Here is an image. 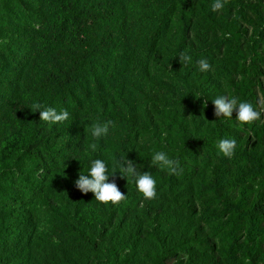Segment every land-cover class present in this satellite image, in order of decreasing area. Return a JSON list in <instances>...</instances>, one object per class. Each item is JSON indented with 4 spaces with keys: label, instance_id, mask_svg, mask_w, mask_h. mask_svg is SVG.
I'll use <instances>...</instances> for the list:
<instances>
[{
    "label": "trees",
    "instance_id": "16d2710c",
    "mask_svg": "<svg viewBox=\"0 0 264 264\" xmlns=\"http://www.w3.org/2000/svg\"><path fill=\"white\" fill-rule=\"evenodd\" d=\"M213 2L0 0V264H264V115L241 127L212 103L264 112V0ZM35 104L69 118L40 121ZM125 157L154 200L121 175ZM96 159L118 205L75 186Z\"/></svg>",
    "mask_w": 264,
    "mask_h": 264
},
{
    "label": "clouds",
    "instance_id": "9594fccd",
    "mask_svg": "<svg viewBox=\"0 0 264 264\" xmlns=\"http://www.w3.org/2000/svg\"><path fill=\"white\" fill-rule=\"evenodd\" d=\"M228 0H214L211 5L212 11L217 12L224 8ZM181 63H190L191 56L182 53L180 56ZM199 70L207 72L210 70V64L206 59L198 61ZM214 105V115L217 118L232 119L233 112L236 111L235 121L243 127L244 125H252L255 121L260 120L261 112L257 111L251 103L238 102L235 97L220 96L212 101ZM207 103H205V106ZM35 112H39V120L48 124L63 123L69 118L67 110L57 112L54 108L41 109V105L35 104ZM113 125V121L108 120L104 123H96L91 127V135L95 140L105 137L109 132V127ZM237 142L235 139H221L218 144V154L231 159L235 154ZM93 151L97 145H90ZM151 165L158 167L161 170H166L169 175L179 174V162L169 158L164 152H155L151 158ZM120 173L123 177H134L136 190L144 200H154L157 196V182L150 172H137V165L124 158ZM114 175V174H113ZM109 175L107 174V166L104 161L96 159L92 161L88 175L80 174L78 180L75 181V186L78 190L87 194L91 192L95 201L102 205H118L126 198L115 182H108Z\"/></svg>",
    "mask_w": 264,
    "mask_h": 264
},
{
    "label": "rangeland",
    "instance_id": "374dc122",
    "mask_svg": "<svg viewBox=\"0 0 264 264\" xmlns=\"http://www.w3.org/2000/svg\"><path fill=\"white\" fill-rule=\"evenodd\" d=\"M262 81H263V79H262ZM259 110H260V112H261V115H264V112H263V110H262V107H259ZM264 119V118H263Z\"/></svg>",
    "mask_w": 264,
    "mask_h": 264
}]
</instances>
